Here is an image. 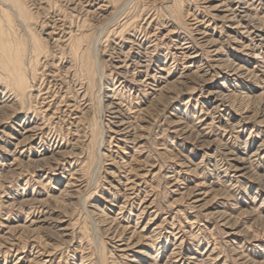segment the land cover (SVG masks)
I'll use <instances>...</instances> for the list:
<instances>
[{"label":"bare ground","instance_id":"bare-ground-1","mask_svg":"<svg viewBox=\"0 0 264 264\" xmlns=\"http://www.w3.org/2000/svg\"><path fill=\"white\" fill-rule=\"evenodd\" d=\"M8 1L3 3L5 7L0 5V108H11L6 116L0 117V131L5 133L14 145V149L7 155L14 160L16 156L13 158L12 154L17 148L33 153L35 157L30 160L35 164L37 176L41 177V185L46 183L44 180L50 179L58 183L68 172L69 177L65 179L63 188L57 191L63 196L74 195L86 187L85 177L88 175V169L90 170L91 158L84 156L87 152L83 149L84 151L78 152L80 156H74L72 159L65 147L66 142L49 149L50 144L45 133L47 123L41 115V118H38V110H51L46 119L52 116L61 120L75 114L73 110L76 107L87 106L88 96L95 83L94 76L98 71V57L91 52L92 31H88V27L96 25L83 18L75 23L74 30L70 28L64 34L57 35V26L54 24L56 18L52 19L56 28L51 24L50 30L43 31L44 37L48 40L49 48H52L49 50L58 53L57 59L65 58L63 60L66 63V66L56 67L54 61H41L48 53L41 42L42 39H37L36 34H27L28 39L27 36L20 37L18 32L19 35H16V25L12 24L13 17L8 8H14L12 10L16 15L13 16L23 21L30 17V14L21 0ZM79 1L69 0V8H78L76 12L80 13L83 12L84 5L91 3L95 7L84 11L94 16L99 14L103 16V20L110 15L104 26L99 27L97 36H105L104 40L110 34L113 36V46L108 50L112 67L109 75H112L111 82H116L117 85L107 88L109 93L103 98V109L107 117L105 121L102 119L99 122L101 126H105V136L119 144L131 146L133 153L139 156L138 161L148 168L141 170V173H132L133 167L128 166L115 180L118 189L107 194L103 199L104 203L99 205L98 200L82 203L87 218L95 226L91 228L94 235L100 230L111 242L106 253L97 247L95 236L89 237L87 226L83 224L82 227L77 225L75 228L70 218H58L55 208L59 206L51 204V201L59 195L44 197L32 190L15 200L11 199L12 195L5 194L1 201L4 207H11L14 203L18 205L13 209L15 212L8 209L9 211L4 212L5 217L1 216L2 227L16 230L19 237L26 233L32 237V242L36 239L40 244L36 251L31 253L33 248L27 251L29 257L25 264L52 263L54 245L42 243L35 232L36 228L45 225H50L53 233L63 237L64 241L78 245L79 254H72L68 264H158V257L164 254L165 259L161 264H208L209 262H205L208 258L217 259V255L211 254L217 253L216 242L213 239L214 243L209 251L208 241L205 250H199L203 238L199 235L201 228L194 230L197 227L193 226L197 217L204 221H213V228L221 226L226 229L222 233L223 237L227 238V243H236L242 234L251 230L244 242L256 241L259 231L251 229L250 224L243 225L244 221L240 218L250 215L254 217L251 223H264V0H189L190 3L186 4L183 10L177 7L178 0H164L168 19L164 26H158L162 29L158 32L157 27H153L155 31L149 29L153 20L147 22L145 27L139 21L134 23L136 18L139 20L144 9H136V13L128 16L121 12L123 3L117 6L119 0H83L84 5H79ZM56 8L57 19L60 21L59 18L63 15L59 8ZM121 17L123 18L120 21ZM61 21L63 23V20ZM179 58L183 62L181 69L177 71L172 67ZM41 66L45 69V74H42L45 78L39 75ZM97 78L100 81V76ZM192 78H197L201 84L197 95L201 98V107L199 106L197 115L196 107L193 108V113L188 115V110L176 112L177 108L173 106L172 113H169L173 118H170L168 125L173 134V140L168 142L171 149L160 146L164 147L165 151L175 149L170 156L174 160L172 164L175 168L165 169L161 176L166 179L165 184L168 185L169 192L185 198L184 207L187 208L188 215L184 217L185 224L182 225L179 220L175 222L171 214L170 219L169 216L161 217L154 206V198L146 197V180L137 176L147 174L152 178L156 172L161 171V166L154 171L158 164L155 165V160L153 161L149 153L145 155L148 145L142 140L143 133L137 132L136 128H146L149 130L147 133L151 134L156 122V117L152 114L157 104L173 102L178 94L190 97L192 90H195L194 85L188 87ZM177 85L183 88L176 90ZM70 88L76 92L79 101L72 98L73 103H70L66 99L70 95ZM124 89L125 93L127 90L134 92V97L124 96ZM99 90L100 86L97 91ZM237 100L246 103L255 100L258 106L250 110L246 104H243V107L236 105ZM21 117L22 120L18 122ZM73 118L72 122L77 120V123L81 119L79 116ZM136 118L141 119L144 124H137ZM10 124L15 128L8 132L5 129ZM85 124V129L80 130L75 126L73 132L79 131V138H83L85 145L89 144L91 147L92 144V147H95L93 152L98 155L103 139L95 133L97 124L90 121ZM245 133L247 135L243 137ZM74 140L68 144L73 148L77 142ZM40 146L42 150L47 149L49 152L48 156L46 155L48 165L41 161L45 157H38L33 151ZM183 151L188 154H182ZM198 155L200 157L196 159ZM9 165L13 166L11 162ZM118 195L123 199L119 200ZM137 195L140 197L137 198L139 200L136 203L138 208L136 207L135 219L147 216L141 226L137 220H129L130 206L133 203L129 200ZM255 198L260 199L258 206L251 207L248 211L249 204L254 202ZM116 201H121L116 205L117 210L105 217L102 214L105 205L108 206L107 210L112 212V205ZM24 203H29L30 207L25 209L26 218L21 221L18 211L24 210L20 206ZM183 209H177L175 213ZM192 217L194 220L190 221ZM260 230L264 234V226ZM1 237L4 239L1 240L8 244L5 246L8 250L17 245L16 242L13 243L14 239L11 238L8 243L6 235ZM242 244L243 241L237 246L233 245V259L240 264H264V253L261 260H256L253 256L258 253L252 252L251 248L247 249V246ZM262 251L264 252V249ZM209 254L212 256L209 257ZM224 262L225 260L223 264Z\"/></svg>","mask_w":264,"mask_h":264},{"label":"rangeland","instance_id":"rangeland-1","mask_svg":"<svg viewBox=\"0 0 264 264\" xmlns=\"http://www.w3.org/2000/svg\"><path fill=\"white\" fill-rule=\"evenodd\" d=\"M1 1H3V2H1ZM1 1H0V5L2 7H5L3 5V3H5V0H1ZM7 1L8 0H6V2ZM21 1L25 5V9H26L27 13L30 14L29 15L30 17H27L26 18L27 20L24 19V21H25V23H24L23 19L21 20L19 17L13 16L14 14L16 15L15 11L13 12V10H12L14 8L11 9L9 7L8 9H9V11L13 17L12 18V24H13V26L16 25V27L14 26V28L17 30L16 33L18 32L20 34L19 35L17 33L16 34L17 36L19 35L20 37H24V38H26V36H27L26 39H28L29 33L31 34L33 32L32 35L36 34L37 39H39V40L42 39L41 42H42L44 48L46 49V51L48 53V55L45 56V59L41 58V61L44 60L43 63L54 61V63L56 64L55 65L56 67L66 66V63L64 62L65 58H63L64 60L62 58L57 59L56 56H58V53L55 51H50L52 48L51 49L49 48V46L47 44L48 40L46 41L45 40L46 38L44 37L45 35H44L43 31L50 30L52 28L51 24H53L54 21H56V22H54V24L57 26V28L54 24H53V26L56 28L55 30H57L56 31L57 35L64 34V32L66 30L68 31V29H70V28L74 30L76 24L78 22H80V20L83 18L88 19L90 23L92 22V24L96 25V26L91 25L90 27H88V31H90V30L92 31L90 33V38L93 40V48H92L91 52L92 53L94 52L95 55L98 57V63H97L98 64V71L96 73L97 76L96 75L94 76L95 83L92 87V92L88 96L89 100L87 102V106L84 107L83 105H81L79 107H76L73 110V113H75V114H71L68 117L66 116V118H61V120L53 118L52 116H50L49 119H46L47 116L50 115L51 110L44 112L43 109H41V110H38L40 112L37 111L39 114L38 118H41L40 117V115H41L43 121H45L47 123L45 133L47 135L48 143L50 144L49 149H51V148L53 149L55 147V145L60 146L61 142H63V143L66 142V144H65L66 146L65 145L64 146L67 148V150H69V152H70L69 154L72 157V159L74 158V156L76 158V156L81 155L80 153H78L79 150L85 149V152H87V153L84 152L85 153L84 156H90V158H91L90 163H89V164H91L90 165L91 171L88 169L89 172L86 173V175L88 174L87 175L88 177L87 176L85 177V179H86L85 181H87V182H85L86 187L84 186L85 187V189L83 188L84 190L83 189H81V191L76 190L77 192H75L74 195L71 193L72 195H70V196H73V197L65 196V195L63 196L61 194H58V191L63 188V185L65 183L64 182L65 179L69 177V175L67 174L68 172L66 171L67 173L64 176L65 178L60 179L58 183H57V181H54V179H50L47 181L43 179L44 182H46V183L44 185H41V183L39 182V179L41 177L37 176L38 172L35 169V164L32 163L30 160L32 157H35V155L33 153L30 154L28 152L22 151V148H17L16 150H14V153L12 154L13 158H14V156H16L15 159L13 160L11 157H9V155H7L9 152H11V149L12 150L14 149V145L12 143V140H10V138H8L5 135V133H2L0 131V264H25L27 258L29 257V252H27V251H30V249L33 248V250L31 251V253H32V252L36 251L37 248H40V244L37 242L36 239L32 242V237L30 235L24 233V234L20 235V237H19V233L15 232L16 230H11V229L9 230L8 228H5L4 226L2 227L1 216L5 217L4 212H6L8 209L11 210V212H15V210H13V209L16 208L18 205V204L14 203V205L11 207H4L5 205L1 201H2V199H4L5 194H8L9 196L12 195L11 199H15V200H16V198L27 194L26 192H29V191L31 192L32 190H33L32 192H36V194H41L42 196L44 195V197H47L51 194L57 195V196L59 195L58 196L59 199L56 197L53 201H51V204H53L55 206H59V207L55 208V210H56L55 213L57 214L58 218L60 216H63L64 220H67L70 218L69 220L71 222H74L75 228L77 227V225L79 227H82L84 224L85 227L87 226V230H89V231H86V232H88L89 237L93 236V238H94L95 235H94L93 230L91 228H93L95 226L87 218V216L85 214V209H82V208H84L83 207L84 204H87L90 202H95L97 200L99 202V205H101V202L104 203L103 199L105 198V196H107V194H109V193L116 192V189H118L119 186L117 185V182H115V180H117L118 174L122 173L125 170V168H128V166L133 167L132 173H135V172L141 173V170L144 171L143 170L144 168H148L147 166L143 165L141 161L140 162L138 161L139 156L137 154L133 153L131 146L127 147L125 145L119 144L116 141H114V139H110L109 136H107V135L105 136V134H104L105 126L104 125L101 126V124L99 122V121H102V119H104V121H105V118L107 117L106 113L104 112V109H103V98H104L106 93H109V90L107 88H111L114 85H117L116 82L115 83L111 82L112 75H109L112 67H111L110 58L108 56V53H109L108 50L111 46H113V44L111 43V40H113V36L110 34L106 40H104L105 36H103V37L97 36L98 31L100 29L99 27L104 26L106 21L110 18V15L107 16L105 20H103V16H101L99 14H95V16H94V14L92 15V13H89V12L87 13L84 10H86V9L92 10L95 6H93V4L91 5V3H89L88 5H84L85 3L83 0H80V1L77 0V1H79V2H77L79 5H80V3H81V5L82 4L84 5L82 7L83 12H80V13H77L79 10L78 8H71V9L69 8V5L67 3V2H69V0H49V1H47V0H21ZM126 1L128 3H126ZM132 1L133 0H119V2L117 3V6L118 5L120 6V4L123 3L121 7L122 8L124 7L126 9L123 8L121 10V12H124L123 14H126L128 16L133 15L134 12L136 11V9H140V8L144 9L140 15L141 18L139 17L138 18L139 20H137V18H136L134 20V23L136 24L139 21V23H141V25H144V27H145L147 25V22H150L151 20H153L150 22L151 27H149V29L151 31H155V29H153V27H157L156 32L161 31L162 29L159 28L158 26L162 25V24L164 26V23L168 19L167 14H166L165 9H164V6L166 4V3H164V0H162V1L161 0H134L133 2ZM54 2H56V3H54ZM8 3H9V1H8ZM188 3H190L189 0H178L176 2L177 7L180 8V10H183L186 7V4H188ZM53 4H55L57 8ZM60 5H62V6H60ZM125 5H126V7H125ZM1 6H0V8H1ZM84 7H86V8H84ZM55 8L56 9L59 8L61 14L63 15L62 18L61 17L59 18L60 21L57 19L58 16L56 14L58 11L55 10ZM73 17H74V20H73ZM100 17H102V18H100ZM54 18H56V19H54ZM122 18L123 17H121V19H119V20L121 21ZM52 19H54V21ZM69 19H71V21H69ZM61 20H63V23ZM18 21H20V22H18ZM98 21H100V22H98ZM67 22L70 24H68ZM72 22H74V24ZM71 23H72V25H71ZM27 24H28V26H27ZM21 26H23L24 28L23 27L21 28ZM26 30H28V31H26ZM61 31H62V33H61ZM75 32H77V31H75ZM163 51H164V49H162V52ZM53 54H55V55H53ZM55 57H56V59H55ZM57 60H60V61H58L59 63L57 62ZM182 62L183 61L179 58V60L176 62V64L172 68H174V69L176 68L177 71L180 70ZM39 71H40L39 75L42 78H45V75H42V74H45L44 73L45 69H42V66H41ZM98 76H100V81L97 80ZM38 82H39V80H38ZM191 85L195 86V90L194 89L192 90L190 97H189V95H186V94H178L173 102H170L168 104L167 103L164 104V102L157 104V106H156V108L152 114V116L156 117L155 118L156 122H155V127H154L151 134L147 133L149 130H147L146 128H144L143 130H137L138 127L136 128L137 132L143 133V136H142L143 139L142 140L147 142L148 146L145 149L146 150L145 155L149 153V155L153 158V161L155 160L154 161L155 165L158 164L157 167L154 169V171L157 170L158 166H161L160 167L161 171L156 172L152 178L149 177L151 175L148 176L147 174H140L139 176H137L140 179L143 178L142 180H146V182L144 183V185L146 186L145 189L148 190V194L150 193L149 195L147 194L146 197L147 198L148 197L154 198V200H153L154 206H155L157 212L161 215V217H164V216L168 217L171 214V216H174L173 218H174L175 222H176V220L177 221L179 220L178 222H180V224H182V225L185 224V222H184L185 218L184 217L188 215V210H187V208L184 207L185 198H180L179 196H177L175 194L173 195V193L169 192L168 188H167L168 185L165 184L166 179L161 176V174L163 173V171L165 169H167L169 167L175 168V165L172 164L174 160L172 157H170L171 154H173L175 152V149H173L171 151H168V150L165 151V148L160 147V146H167V147H169V149H171V145H169L168 142H170V140H173L171 138V136L173 134L170 132L171 130L168 129L169 128L168 125H169V121L171 120L170 118H173V117H171V115H169V113H172L171 111H173L172 110V108H174L173 106H175L177 108L176 112H178V111L183 112L184 110L185 111L188 110L187 111L188 115H191L193 113V110H194L193 108L196 107V111H197L196 115H197L198 108H199V106L201 107V98L197 96L198 92H199L198 89L200 88L201 84L197 78H192L189 81L188 87ZM99 86H100V90L97 91L99 89ZM179 88L181 89V88H183V86L177 85L176 90H179ZM125 90L126 89L123 90L124 96L130 95V97H134L133 96L134 92L127 90L125 93ZM129 91H130V94H129ZM189 91H191V90H189ZM74 92L75 91H73L71 89L69 92L70 95L68 96V98H66L67 100H69L70 103H73L72 98L75 101H79V97L76 98V92L75 93ZM239 101L241 102V100L236 101L237 102L236 105L239 104V106L243 107V106H245L243 104H246V106L250 110H252V109L254 110L258 106V104L255 100H251V101L248 100L249 101L248 103L243 102V101L241 103H239ZM10 109L9 108H7V109L0 108V117L6 116L5 114L8 113L10 111ZM44 114L46 115V117H44L45 116ZM75 116H79L81 119L85 120L84 124H83V120H81V119L78 123H77V120H75V122H72V121H74L73 117H75ZM22 118L23 117H21L18 120V122H20L22 120ZM86 118H88V120H86ZM52 120H53V122H52ZM86 121L87 122L90 121L92 123L94 122L95 125L97 124L96 125L97 130L95 131V133L97 136H99L103 139L102 140V142H103L102 147L99 149L98 155H96V153H94L95 147H92V144H91V147L89 144H88L89 146L85 145L83 138L82 137L79 138V135H81L79 131H78V133L73 132L75 126H78V128L80 130L85 129V127L87 125V124H85ZM97 121H98V123H97ZM135 122L137 124L143 123L141 121V119H139V118H136ZM52 123L54 125H52ZM50 124H51V126H50ZM73 124H75V125H73ZM7 128L5 130L9 132V131H11V128L13 129V128H15V126L13 124H10ZM57 135H58V137H56ZM246 135L247 134L245 133L243 137H245ZM77 137L80 140L77 139ZM74 139H76L77 142L75 144V147L73 148L72 146H70L68 144L72 143V141H75ZM86 148H87V150H86ZM93 150H94V152H93ZM20 151H21V153H20ZM33 151L37 156L39 155L38 157H41V155H42L41 158L45 157L41 160L43 164H45V165L49 164L48 158H47L49 152L47 149L42 150V147L40 146L39 148H37L36 150H33ZM18 153H20V154H18ZM182 154L185 155L188 153L183 151ZM26 157H28V158L26 159ZM199 157L200 156L198 155L196 157V159H198ZM69 159H71V158H69ZM85 160H86V158H85ZM10 162L13 164V166L9 165ZM16 166H18V167H16ZM64 167H66V169L68 168L65 165V163H64ZM72 188H74V187L72 186ZM117 197L119 198V200L123 199L119 195ZM139 197H140V195H137L136 197H133L132 199L129 200L130 202L133 201L132 205L130 206L131 209H130V215H129L130 216L129 220H131V222H133L134 220H137V219H135V214L137 213L138 207H137L136 203L138 202L139 199L137 200V198H139ZM257 199L258 198H255L254 202L249 204L250 209H247L248 211L251 210V207L256 208L258 206L260 199H258V200ZM15 200H14V202H16ZM82 203H84V204H82ZM120 203H121V201L120 202L116 201L114 203V205H112V210H111L112 212H109L107 210L108 206L105 205V208H104V211L102 214L105 217L112 215L113 212H115L117 210L116 208ZM62 204L63 205L65 204V205L62 206ZM20 206H22V208H24V210L21 211V209L19 210L18 208H17V210L20 211V212L18 211V215L20 216L19 219L21 221H23L26 218V214L24 213V211H25V209L30 207V204L24 203V204H21ZM60 206H62V207H60ZM182 207L184 208L183 210H180L179 212L175 213V211L177 209H180ZM126 208L128 209V206ZM145 210L146 209H144V211ZM173 211H174V213H173ZM64 214L67 216H64ZM142 216H143V213H142ZM171 216H169L168 219H170ZM28 218L29 217L27 216V219ZM253 218H254L253 216L251 217L250 215H247L245 217L240 218V220L244 221L242 223L243 225L247 226L250 224L251 229L253 228V229H256L259 231V234L256 237V241H250V240L248 241L247 240L246 242H244V239L248 238L249 233L252 231L251 230L250 232H247L246 234H242L241 238L236 240V243L230 244V243H227V238L223 237L222 232H223V230H226V229H224L221 226H217V227L213 228V221H210V220L204 221V219H202L201 217H197L196 220L194 221L195 223L193 225V226L197 225V227L194 230H196L198 227L201 228L202 231L201 230L199 231V235L203 238V240L200 243L199 250L204 251L207 246H210L208 248V251H209L210 248L213 246L212 244L214 242H216V252L217 253H211V254L217 255V257H216L217 259H215V258L211 259L210 256H212V255L209 254L208 256L210 258H208V256H207L205 258L206 259L208 258V259L205 261V258H204V261L207 263L209 262L210 264H223V261L225 260L224 264H229V263L230 264H237L238 262L235 259H233L234 256H233V252H232V247H233V245L237 246L242 241H243V244H242L243 246H247L246 247L247 249L251 248V251L252 252L254 251L256 254L258 253V255L253 256V257L256 260H261L262 259L261 256H263V253H264L262 251L264 249V234L261 233L260 229H262V227L264 226V223L261 225H260V223H258L259 225L253 224V223H251ZM146 219H147V216H145L144 218H140V219L138 218L137 221H138V223L140 222L139 224L141 226L144 223V221H146ZM190 219H191L190 221L194 220L193 217ZM49 226L45 225V226H39L38 229L36 228V230H35L36 235L39 237V240H41L42 243H47L48 246L54 245L55 251L53 253V260H52L51 264H68L69 262H71L69 260H70V257L72 254H76V256H77V254H79V252H78L79 247L74 242H71V244H70L68 241H64L63 237L56 236V234L53 233V231L50 229ZM4 231H7L8 233L7 232L3 233ZM95 234H96V236H95L96 238H94V240H96V244L98 245L97 247H99V249L101 251L106 253L110 247L109 243H111V242H109L107 240V237L100 230L98 231V233H95ZM164 234H166V232ZM1 235H6V237H8V239H9L8 243H10L11 238L14 239L13 243L16 242L15 244H17V245L11 246L8 250L7 248H5V246L6 245L8 246V244H6V243H4V241H2V240H4L3 239L4 236L1 237ZM41 236H42V238H41ZM30 238H31V240H30ZM59 238H61V240ZM169 238L170 237H168V239ZM206 241H208L207 246H206V243H207ZM66 243H67V246H66ZM2 244H3V246H2ZM37 244H39V245H37ZM186 246H187V244H186ZM34 247H36V249H34ZM207 252H205V254ZM18 256L21 258H19ZM17 258H19V259H17ZM164 259H165V254L158 257L157 263L161 264ZM238 264H240V263H238Z\"/></svg>","mask_w":264,"mask_h":264}]
</instances>
